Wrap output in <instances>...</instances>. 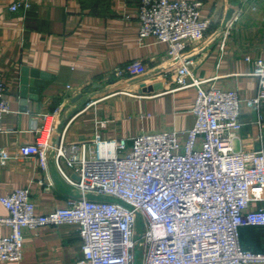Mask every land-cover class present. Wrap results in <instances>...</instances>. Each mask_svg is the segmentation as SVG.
Masks as SVG:
<instances>
[{
    "label": "built area",
    "instance_id": "2783aa9c",
    "mask_svg": "<svg viewBox=\"0 0 264 264\" xmlns=\"http://www.w3.org/2000/svg\"><path fill=\"white\" fill-rule=\"evenodd\" d=\"M135 1L140 39L166 43L167 59L173 62L167 71L171 81L177 89L196 90L195 125L184 133L185 141L173 131L111 140L97 133L88 141L67 142L58 129V112L41 114L35 140L16 155L0 148V165L35 157L46 170L51 155L77 194L70 195L65 207L42 214L29 188L0 197L8 211L0 216V229H10L0 236V261L23 259L26 230L75 224L84 256L78 264H264V252L244 249L240 240L242 228L264 227V205L255 206L264 203V149H235L244 108L260 111L264 104V57H246L258 79L255 97L242 99L235 88L207 86L196 77L189 52L211 28L202 14L203 2ZM33 2L15 0L10 10L28 11ZM250 8L258 11L257 4ZM246 11L232 6L222 27V46ZM149 72L146 63L134 60L114 75L140 78ZM10 106L0 77V133Z\"/></svg>",
    "mask_w": 264,
    "mask_h": 264
},
{
    "label": "crops",
    "instance_id": "0c3cea01",
    "mask_svg": "<svg viewBox=\"0 0 264 264\" xmlns=\"http://www.w3.org/2000/svg\"><path fill=\"white\" fill-rule=\"evenodd\" d=\"M14 1L0 0V77L11 103L0 148L16 155L22 145L35 140L40 115L54 112L67 142L88 141L97 133L111 140L173 131L181 133L182 141L187 139L184 133L196 122V90L177 89L171 81L167 71L173 62L167 59L166 43L140 39L135 0H34L30 10L17 13L10 10ZM190 1L203 2V17L212 22L205 38L189 48L196 77L207 86L235 88L242 99L255 97L258 79L246 57H264V0ZM251 4H257L258 11ZM232 6L247 11L222 46L221 31ZM134 60L148 65L147 76L115 77L116 69ZM34 81L37 98H30V93L24 98L22 86ZM156 83L163 89L142 92ZM242 120L235 149H264V104L260 111L244 108ZM88 152L94 155L92 144ZM62 169L77 180L65 165ZM25 187L41 214L65 207L70 195L77 194L51 155L46 170L35 157L0 165V197ZM0 216H8L1 202ZM9 233L8 227L0 229V236ZM240 240L244 249L264 252V227L242 228ZM83 257L79 227L62 224L26 230L23 259L0 264H78Z\"/></svg>",
    "mask_w": 264,
    "mask_h": 264
},
{
    "label": "water",
    "instance_id": "95a60500",
    "mask_svg": "<svg viewBox=\"0 0 264 264\" xmlns=\"http://www.w3.org/2000/svg\"><path fill=\"white\" fill-rule=\"evenodd\" d=\"M36 84H37V82H36ZM35 86H36L35 85V81L33 82L32 86H30L29 83H24V85L22 86L23 97L25 98L27 96V93H30L29 94L30 98L36 99L37 98L38 88H37V86L36 87ZM162 89H163V85L160 84V83H156V84H153V85H151L149 87L143 88L142 92L143 93H152V92L160 91ZM24 101H26V100L24 99Z\"/></svg>",
    "mask_w": 264,
    "mask_h": 264
}]
</instances>
